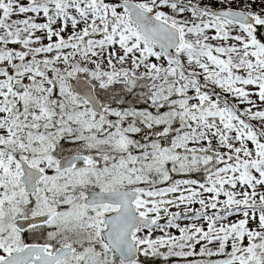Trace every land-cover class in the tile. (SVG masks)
Here are the masks:
<instances>
[{"label": "snow or ice", "instance_id": "snow-or-ice-1", "mask_svg": "<svg viewBox=\"0 0 264 264\" xmlns=\"http://www.w3.org/2000/svg\"><path fill=\"white\" fill-rule=\"evenodd\" d=\"M0 264H264V0H0Z\"/></svg>", "mask_w": 264, "mask_h": 264}]
</instances>
